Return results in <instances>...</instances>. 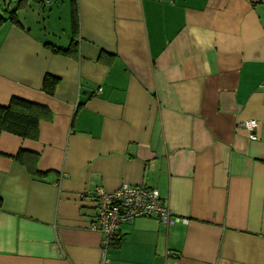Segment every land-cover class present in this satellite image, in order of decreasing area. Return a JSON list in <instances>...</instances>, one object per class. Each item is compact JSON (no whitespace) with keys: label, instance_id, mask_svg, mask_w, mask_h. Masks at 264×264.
Returning a JSON list of instances; mask_svg holds the SVG:
<instances>
[{"label":"crops","instance_id":"crops-1","mask_svg":"<svg viewBox=\"0 0 264 264\" xmlns=\"http://www.w3.org/2000/svg\"><path fill=\"white\" fill-rule=\"evenodd\" d=\"M0 4V106L40 115L0 130V264H99L92 193L124 183L187 221L121 222L106 264H264V0H75V31Z\"/></svg>","mask_w":264,"mask_h":264},{"label":"built area","instance_id":"built-area-1","mask_svg":"<svg viewBox=\"0 0 264 264\" xmlns=\"http://www.w3.org/2000/svg\"><path fill=\"white\" fill-rule=\"evenodd\" d=\"M241 125L250 131L251 139L256 138L253 131L256 120L250 119L242 122ZM92 198L97 214L94 222L90 225V229L98 231L101 235L99 264H106L107 247L121 222H130L136 217H154L164 226L187 221L184 217L174 215L160 201L158 190L154 187L146 188L125 183L110 191L96 187L93 190Z\"/></svg>","mask_w":264,"mask_h":264},{"label":"trees","instance_id":"trees-1","mask_svg":"<svg viewBox=\"0 0 264 264\" xmlns=\"http://www.w3.org/2000/svg\"><path fill=\"white\" fill-rule=\"evenodd\" d=\"M69 4L71 7L72 26L75 31L77 28L75 0H69ZM14 10L15 9L10 10L8 19L16 22L13 14ZM3 20L4 18L0 16V22ZM46 45L56 53L70 54L73 52L71 45L66 48H60L49 43H46ZM52 87L53 80L46 77L44 81V88L48 93H51ZM39 116L40 115L37 113L35 107L31 103L19 100L17 98H12L8 105L0 106V130L5 129L13 131L22 136L35 138L38 132L37 124Z\"/></svg>","mask_w":264,"mask_h":264},{"label":"rangeland","instance_id":"rangeland-1","mask_svg":"<svg viewBox=\"0 0 264 264\" xmlns=\"http://www.w3.org/2000/svg\"><path fill=\"white\" fill-rule=\"evenodd\" d=\"M65 0H51V4H61V2H64ZM4 7L3 4H0V7ZM1 9V8H0ZM0 13H3V11L0 10Z\"/></svg>","mask_w":264,"mask_h":264}]
</instances>
